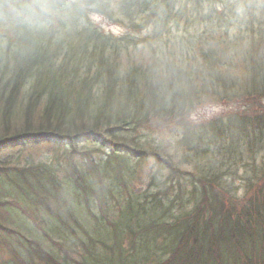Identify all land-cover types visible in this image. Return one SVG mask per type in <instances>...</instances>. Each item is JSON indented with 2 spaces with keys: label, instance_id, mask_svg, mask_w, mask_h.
Returning a JSON list of instances; mask_svg holds the SVG:
<instances>
[{
  "label": "trees",
  "instance_id": "trees-1",
  "mask_svg": "<svg viewBox=\"0 0 264 264\" xmlns=\"http://www.w3.org/2000/svg\"><path fill=\"white\" fill-rule=\"evenodd\" d=\"M12 1L8 0L7 14L0 20L4 25L12 16L17 24L11 38L15 46L9 48L10 54L0 68V237L10 245L0 254L3 264H233L242 260L251 238H241L239 228L249 226L253 219L255 223L264 222V197L257 195V204L250 203L248 212L228 211V218L237 223L239 235L234 234L228 243L222 227L212 232L213 240L224 246L213 253L211 237L205 231L210 216L204 223L192 218L170 226L169 210L167 223H162L165 215L158 211L150 218V192L144 193L141 188L146 177L134 170L144 158L154 155L175 175L178 172L173 168L174 160L170 164L162 149L134 141L141 139L137 136L144 128L170 123L174 117L179 122L188 121L187 113L194 107L168 109L175 107L173 101L169 105L170 88L179 85L178 74L182 73L186 53L199 40L185 34L177 38L182 24L193 25L198 12L211 16L221 0H121L126 15L120 22L127 31L122 41L127 42L118 46L89 20L94 11L107 15L116 0H19L17 5ZM232 2L228 12L218 13L220 18L227 14L222 24L240 14L252 23L251 12L244 11L242 3ZM23 25L30 36L19 32ZM1 28L0 44L6 38ZM136 33L141 37L132 38ZM3 59L4 54L0 55V63ZM186 66L187 71L192 64L188 62ZM33 76L31 91L22 93L24 77ZM263 81L264 67L249 88L254 92L250 94L264 93ZM246 98L233 100L244 102ZM151 107L155 108L145 110ZM20 111L24 117L9 126L7 119ZM246 122L264 127V112L252 111ZM73 124L83 127L75 129ZM66 130L71 134L67 146L72 150L85 140L82 135L87 132H120V136L108 135L121 143L122 152H127L112 163L111 180L131 186L123 205L131 224L127 234L113 245L112 232L96 212L100 189L94 187L93 181L86 182L81 164L63 147L54 146L51 153L39 148L46 142L42 131ZM238 134L245 138L241 130ZM28 139L36 146L33 151L19 148L5 153L13 141ZM132 151L144 156L134 168L125 161L131 159L128 155ZM81 153L90 155L88 149ZM88 158L85 156L84 162ZM43 159V163L36 162ZM193 164L198 166L196 161ZM191 174L200 183L202 193V197L197 194L199 216H207L213 209L208 202L220 205L219 202L237 200V194L231 192L234 187L219 183V176ZM101 206L103 212V202ZM152 218L162 224L152 222Z\"/></svg>",
  "mask_w": 264,
  "mask_h": 264
},
{
  "label": "rangeland",
  "instance_id": "rangeland-1",
  "mask_svg": "<svg viewBox=\"0 0 264 264\" xmlns=\"http://www.w3.org/2000/svg\"><path fill=\"white\" fill-rule=\"evenodd\" d=\"M39 1H43V0H39ZM17 2H19V0H13L12 1V4L15 5ZM17 5V4H16ZM101 16L100 15H97L95 13H90L89 15V19L90 21H93L95 24H97L99 27H105L106 30H109V29H112L113 31H115L116 34H123L124 32L121 31L119 27H116L115 26V23H112L111 26L107 25V24H104V22H102L100 20ZM198 25H201V26H204V24H198ZM15 26L17 27V24L15 22V20L10 17L7 21V25H4L2 28H1V32L3 34L6 35V38L4 39V41L0 44V55H3L4 54V59L2 60V62L0 63V68L4 65V62L6 61V58H8V54L9 53V48L15 46L13 40H11V38L13 37V35H15L16 33V30H15ZM233 32H236V28L233 27L232 28ZM21 33L27 35V36H30V33H29V30H26V27H24V25L21 27V30H20ZM219 33V31H218ZM19 49V48H18ZM18 51V50H17ZM12 69V68H11ZM235 71H238L241 69V67L239 66H235ZM12 75V74H11ZM34 81H35V77H30V78H25L23 79V82L21 83L22 87H21V92L22 93H25V92H28V91H31L32 89V86L34 85ZM264 82V81H263ZM253 80H249V81H242L240 82L238 85H236V87L234 88V91L236 93H242L248 86L250 85H253ZM37 97L41 98V101L44 100V97H42L40 94H36ZM262 106H260L259 104L256 105V107H258L259 109L261 110H264V102H262ZM18 106V105H17ZM30 111H34V109H31ZM220 112L219 109H216V108H211L209 109L208 113L209 115H212V114H218ZM14 113V112H13ZM201 112H199V110L196 112L195 115L198 116V118L201 117ZM21 111L19 112V115L18 114H14L12 115L11 117H9L7 119V123L9 126H12V124L14 122H17V121H20L21 118H23L24 116H21ZM26 116V115H25ZM172 122H175V117L172 119ZM194 122H196V118H194ZM80 124H83V123H80ZM80 124H77V125H80ZM86 124V123H85ZM83 124V125H85ZM77 125L73 124L74 128L75 129H78L80 127H83V125L77 127ZM64 126H62L63 128ZM62 128H57V129H62ZM171 129H163L161 132H158V136L156 135H152L151 138L152 140H156V139H159V140H164L168 137H170L172 134H171ZM177 129V128H176ZM17 141H13L12 143H15ZM43 147V146H42ZM187 147L185 148H180L179 146L175 149H172V152L170 151L169 154H172L173 158H174V166L180 170H182V163L183 162H190L191 164H193V161H192V156H195V155H200L202 158L200 159V162H201V169L205 172H208L207 170H209L211 167H212V161L214 159H220L221 156H213V153H212V150L211 149H208V148H205L206 151L210 152V154L208 156H206L205 154H198L197 152H194L191 154V156H184V151L186 150ZM187 158H190V159H187ZM256 161L257 163L259 164H256V163H253L252 160H251V163H252V169L253 170H256V171H259L262 169V165L264 163V150L259 153L257 155V158H256ZM170 163V161H169ZM171 164V163H170ZM214 164H218V161H216V163L214 162ZM129 165L131 168L135 167L136 164L135 162H129ZM228 165L230 166L231 170L236 172L239 176H242L243 175V172L245 171L242 167L241 164H237L235 166H233V164L231 162H228ZM157 169V167H156ZM183 169H188V167H185L183 166ZM193 168H191L190 170H192ZM168 179H170V176H168ZM227 181V179L225 177L219 179V183H225ZM233 185L232 187H238L240 189H243V187H240V186H237L234 182V179H233ZM175 193H177V191L173 192L171 189H169V195H168V198L169 200H176L177 199V196L175 195ZM247 204V202L243 201L242 202V205H245ZM170 206H168L167 208H163V209H159L158 210V214L159 215H165V212L168 211ZM169 216L167 215V218ZM256 232H260V227L256 226V229H251V233L252 234H255ZM250 237V236H249ZM259 236H256L255 238H257ZM246 238V237H245ZM243 238V239H245Z\"/></svg>",
  "mask_w": 264,
  "mask_h": 264
}]
</instances>
